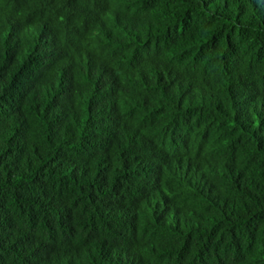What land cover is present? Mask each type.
Returning a JSON list of instances; mask_svg holds the SVG:
<instances>
[{
    "label": "trees",
    "instance_id": "obj_1",
    "mask_svg": "<svg viewBox=\"0 0 264 264\" xmlns=\"http://www.w3.org/2000/svg\"><path fill=\"white\" fill-rule=\"evenodd\" d=\"M0 264H264V0H0Z\"/></svg>",
    "mask_w": 264,
    "mask_h": 264
}]
</instances>
